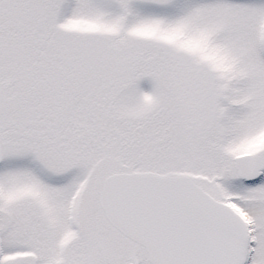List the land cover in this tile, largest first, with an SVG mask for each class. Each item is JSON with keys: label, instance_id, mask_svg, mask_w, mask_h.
Instances as JSON below:
<instances>
[{"label": "snow or ice", "instance_id": "6c2138e0", "mask_svg": "<svg viewBox=\"0 0 264 264\" xmlns=\"http://www.w3.org/2000/svg\"><path fill=\"white\" fill-rule=\"evenodd\" d=\"M0 264H264V0H0Z\"/></svg>", "mask_w": 264, "mask_h": 264}]
</instances>
